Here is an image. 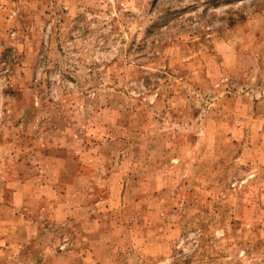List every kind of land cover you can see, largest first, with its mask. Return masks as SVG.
<instances>
[{
  "label": "rangeland",
  "instance_id": "rangeland-1",
  "mask_svg": "<svg viewBox=\"0 0 264 264\" xmlns=\"http://www.w3.org/2000/svg\"><path fill=\"white\" fill-rule=\"evenodd\" d=\"M0 264H264V0H0Z\"/></svg>",
  "mask_w": 264,
  "mask_h": 264
}]
</instances>
